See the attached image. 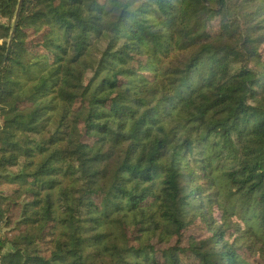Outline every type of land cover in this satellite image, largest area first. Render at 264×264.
I'll use <instances>...</instances> for the list:
<instances>
[{"label":"trees","instance_id":"trees-1","mask_svg":"<svg viewBox=\"0 0 264 264\" xmlns=\"http://www.w3.org/2000/svg\"><path fill=\"white\" fill-rule=\"evenodd\" d=\"M0 121V264H264V0H21Z\"/></svg>","mask_w":264,"mask_h":264},{"label":"water","instance_id":"water-1","mask_svg":"<svg viewBox=\"0 0 264 264\" xmlns=\"http://www.w3.org/2000/svg\"><path fill=\"white\" fill-rule=\"evenodd\" d=\"M20 4H21V0H18L17 8H16V11L14 13V16H13V19H12V25H11L10 32H9V38H8L7 46H6V53H5L4 58H3V60H2V62L0 64V72H1V70L3 68V66H4L5 59L7 57V54H8L9 48H10L13 32L15 30L16 23H17V20H18Z\"/></svg>","mask_w":264,"mask_h":264},{"label":"rangeland","instance_id":"rangeland-1","mask_svg":"<svg viewBox=\"0 0 264 264\" xmlns=\"http://www.w3.org/2000/svg\"><path fill=\"white\" fill-rule=\"evenodd\" d=\"M250 20H252V19L250 18V19L244 20L245 21L244 25L245 26H249V21ZM190 40H191V37H186L183 40V42H182L180 47H184ZM226 197H227V195L224 197V205H225V202H226ZM244 205H245V199L244 198H238L237 203H236V208L239 209V208L243 207ZM8 228L9 227H5L3 224L0 223V234H3L5 229H7V231H8ZM10 232L11 231H9V233Z\"/></svg>","mask_w":264,"mask_h":264},{"label":"built area","instance_id":"built-area-1","mask_svg":"<svg viewBox=\"0 0 264 264\" xmlns=\"http://www.w3.org/2000/svg\"><path fill=\"white\" fill-rule=\"evenodd\" d=\"M8 249H9V247H7V246H4V247L0 246V256H2L5 253V251H7Z\"/></svg>","mask_w":264,"mask_h":264}]
</instances>
